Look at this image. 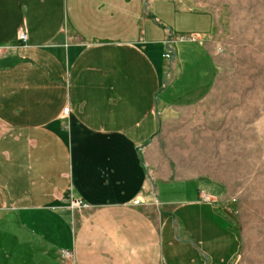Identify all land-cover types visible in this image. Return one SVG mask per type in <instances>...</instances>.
Here are the masks:
<instances>
[{
    "label": "crops",
    "instance_id": "crops-1",
    "mask_svg": "<svg viewBox=\"0 0 264 264\" xmlns=\"http://www.w3.org/2000/svg\"><path fill=\"white\" fill-rule=\"evenodd\" d=\"M213 29L177 0H0V264H241L224 184L161 129L214 83Z\"/></svg>",
    "mask_w": 264,
    "mask_h": 264
},
{
    "label": "rangeland",
    "instance_id": "rangeland-1",
    "mask_svg": "<svg viewBox=\"0 0 264 264\" xmlns=\"http://www.w3.org/2000/svg\"><path fill=\"white\" fill-rule=\"evenodd\" d=\"M177 1L213 16L207 43L217 74L203 99L164 119L163 142L183 172L224 184L241 264H264V0Z\"/></svg>",
    "mask_w": 264,
    "mask_h": 264
},
{
    "label": "built area",
    "instance_id": "built-area-1",
    "mask_svg": "<svg viewBox=\"0 0 264 264\" xmlns=\"http://www.w3.org/2000/svg\"><path fill=\"white\" fill-rule=\"evenodd\" d=\"M18 38L22 41H27L28 33L26 31L22 30L19 32ZM7 47H8V45H6V44H0V53H2ZM173 53H174V49H173L172 43L170 40H168L167 45H166L165 55L168 57H172ZM68 110H69V107L66 106L64 108V111L68 112ZM202 198L203 199H210V196L208 194L204 193L202 195ZM71 203L73 206H86V205H88L87 202H84L81 198H76V197H72ZM60 255L64 259H72L74 257V251L70 248H65V249H62Z\"/></svg>",
    "mask_w": 264,
    "mask_h": 264
}]
</instances>
